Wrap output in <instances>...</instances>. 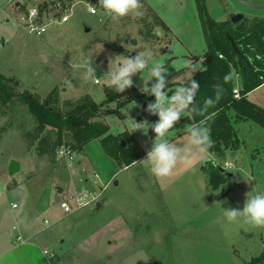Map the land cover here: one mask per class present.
I'll return each mask as SVG.
<instances>
[{"label":"rangeland","instance_id":"rangeland-1","mask_svg":"<svg viewBox=\"0 0 264 264\" xmlns=\"http://www.w3.org/2000/svg\"><path fill=\"white\" fill-rule=\"evenodd\" d=\"M45 1L0 0V74L20 82L14 86L17 93L28 90L45 99L53 92L58 102L52 104L64 110L87 97L105 102L93 120L119 134L129 132L126 114L138 122L150 96L122 107L124 98L106 103L112 92L103 76L109 70V57L135 56L129 45H147L154 59L166 62L168 79L184 84L189 78L184 61L203 68L207 42L196 0H142L143 18L125 17L118 22L92 3H74L65 10L55 5L50 14L44 13L52 24L43 37L29 32L22 17L35 7L39 10ZM89 5L97 9L96 14ZM206 6L216 20L229 19L232 13L253 18V10L264 16V0H206ZM65 15L70 20L62 23ZM83 57H94L99 82L82 80ZM141 78L147 81L148 73L133 77L139 91ZM250 94L249 99L264 108V85ZM189 116L188 112L181 118L175 126L179 131L173 130L170 139L183 138V127L191 124ZM36 126L21 100L12 107L0 104V233L4 231L10 241L17 233L13 226L18 212L11 203L20 202L22 191L27 196V220L36 228L44 227L41 236L50 239L48 251L55 256L54 264H250L264 252V228L243 221L217 222L221 207L242 210L246 193L264 192V129L256 123H235L243 141L240 151L221 158L213 155L217 165L235 175L220 190L207 183V163H196L195 170L181 165L168 179L154 177L137 163L155 138L150 130L147 135L130 133L138 140L139 159L120 166L103 149L109 159L76 150L66 158L60 148L41 154L42 136L52 140L56 136L50 128L36 136ZM94 144L102 147L99 141ZM13 160L20 170L11 174ZM78 198L86 204L64 214L59 204L65 200L75 204Z\"/></svg>","mask_w":264,"mask_h":264},{"label":"trees","instance_id":"trees-1","mask_svg":"<svg viewBox=\"0 0 264 264\" xmlns=\"http://www.w3.org/2000/svg\"><path fill=\"white\" fill-rule=\"evenodd\" d=\"M78 2L92 3L100 8L98 0H47L39 8L37 21L39 24L48 22L51 17L44 13L50 14L55 5L59 10H65ZM196 3L207 42V49L202 56L203 69L206 70H199L192 77L200 84L196 103L202 105L207 97L213 96V85L224 83L223 77L230 70H235L241 85L240 98L234 95L235 79L224 83L223 98L214 108H210L208 113L200 115L189 112L188 120L191 124L208 119L211 139L214 141V147L209 151L214 157L216 155L221 158L228 152L237 153L243 146L235 123L251 121L264 129V108L248 98L251 91L264 85V17H245L238 23H233L230 18L216 20L208 13L206 0H196ZM229 37L236 42L241 57L235 53ZM189 79L190 77L187 83ZM15 81L12 77L0 74V104L12 107L17 100H21L35 118L36 136L42 135L49 128L55 132V140L48 135L42 136V146L39 150L41 154L54 153L62 147L82 152L88 143L97 140L103 150L120 166H129L139 159L140 146L133 134L127 130L114 134L110 132L108 124L93 120L105 102L98 104L87 97L85 101L72 104L68 110H64L57 104H52V101L58 102L53 92L45 99L28 90L17 93L14 86H19L20 82ZM14 82L16 84H13ZM110 89L112 92L108 93L106 103L124 98L120 102L121 107L140 98H147V95L137 90L135 86L122 94ZM67 133L69 139H66ZM130 142L133 145H130ZM205 167L208 174L207 183L212 190H220L229 180L225 171L217 164L214 166L212 163H207ZM250 264H264V252L258 258H254Z\"/></svg>","mask_w":264,"mask_h":264},{"label":"clouds","instance_id":"clouds-1","mask_svg":"<svg viewBox=\"0 0 264 264\" xmlns=\"http://www.w3.org/2000/svg\"><path fill=\"white\" fill-rule=\"evenodd\" d=\"M100 8L104 14L113 22H118L125 17L141 19L145 15L142 0H98ZM93 13L96 8L89 5ZM136 52L135 56L119 55L109 57V70L106 75V84L117 93H124L134 86L133 77L145 71L149 75L147 81L143 80L140 91L155 98L154 102H149L145 111L150 115L158 116V120L149 123L147 120L137 122L134 118L126 114L129 133L137 131L147 135L149 129L155 134L151 148L147 151L146 157L137 163L147 167L151 174L158 179H168L173 177L176 169L181 166H191L195 170L196 163H212L216 166L210 149L214 147L211 139V129L208 126V119H202L198 123L186 124L183 127L182 136L174 141L170 139V133L178 129L175 126L185 117L188 112L204 115L210 108H214L223 98L225 93L224 83H229L237 79L235 70H230L223 77L224 83L213 85L214 95L207 97L202 105L196 103V97L200 89L199 82L192 78L198 66L192 61L186 60L183 67L189 70V82L187 84L178 82L175 78L168 79L169 72L166 62L154 59V51L147 45H129ZM83 72L82 80L93 83L99 82L101 77H97V66L94 65V57L82 58ZM151 82V83H150ZM178 82V83H177ZM169 84L175 85L168 87ZM171 93V95H169ZM210 118V117H209ZM70 152V149H63L62 154ZM243 208H222V218L229 224L244 223L255 228H264V192H248Z\"/></svg>","mask_w":264,"mask_h":264},{"label":"crops","instance_id":"crops-1","mask_svg":"<svg viewBox=\"0 0 264 264\" xmlns=\"http://www.w3.org/2000/svg\"><path fill=\"white\" fill-rule=\"evenodd\" d=\"M17 3L21 5L20 2ZM251 15L264 17L257 13V11L255 10L251 11ZM201 59L203 58L201 57ZM250 93L248 94V98L251 95ZM94 142L98 141L94 140L91 143H88L82 152H90V154L92 153V155L96 152L101 153L103 157L109 159L108 156L102 153L103 148H100L99 144H94ZM100 149L101 151L99 152ZM113 173H115V171ZM103 179L105 180V178ZM1 188L3 189V187ZM21 194L22 199L18 203L17 208H14L15 212L18 211L16 213L17 222L16 225L13 226V228L17 231L15 238L10 241L7 236L5 237V235H2L4 231L0 233V264H54L53 261L55 256H50L49 254L44 253V250H48V240L50 239L48 237L44 239L41 236L44 227L36 228L34 223L28 222L26 216L27 212L25 210L27 196L26 193L22 191ZM13 203L14 202H12L11 204ZM11 207L13 206L11 205Z\"/></svg>","mask_w":264,"mask_h":264},{"label":"built area","instance_id":"built-area-1","mask_svg":"<svg viewBox=\"0 0 264 264\" xmlns=\"http://www.w3.org/2000/svg\"><path fill=\"white\" fill-rule=\"evenodd\" d=\"M90 12L93 13L91 10H90ZM96 13H97V9H96V12L93 14H96ZM38 17H39V10H38V8L35 7L33 9L29 10V13L26 16L22 17V21H23L25 27L29 30V32L34 33L35 35H38V36H44L45 33L47 32L48 28L51 26L52 20L51 21L49 20L48 22H45L43 24H39L37 21ZM69 20H70V15H65L62 17L61 22L64 23V22H67ZM237 77L238 78L236 79V84H235L233 91H234L235 97L240 98L241 85H240L239 76L237 75ZM63 149H69V148H66V147L60 148V150H59L60 155L63 157H66V158H72L71 153L73 150L70 149V152H65L62 154ZM226 166L230 167L229 163H226ZM2 191H3V189L0 186V196L2 194ZM85 204L86 203L83 202V198H78L77 201L75 202V204H71L70 201L65 200V201H62L59 204V206H60L61 210L63 211V213L67 214V213L74 212L76 209L81 208ZM12 206H13V208H17L18 204L13 203ZM48 222L49 221L46 220V223H48ZM44 253L49 254L50 256H54V254L50 253L47 249L44 250Z\"/></svg>","mask_w":264,"mask_h":264},{"label":"water","instance_id":"water-1","mask_svg":"<svg viewBox=\"0 0 264 264\" xmlns=\"http://www.w3.org/2000/svg\"><path fill=\"white\" fill-rule=\"evenodd\" d=\"M17 5H19V3H17ZM244 19H245V15H244L243 13H232V14L230 15V20H231L233 23H238V22H240V21H242V20H244ZM88 31H90V29H89V28H86V32H88ZM229 38H230V41H231V44H232V47H233L235 53L238 54V55L241 57L242 54H241V52H240V50H239V48H238L236 42L234 41V39H233L232 37H229ZM177 83H178V82H177ZM174 86H175V85H173V84H169L168 87L171 88V87H174ZM153 100H155V98H154L153 96H150V97H148V98L144 101V103H143V105H142V108H141V112H140V114L138 115V118H137L138 122H141V121H145V120H147L149 123H153V122H155V121L158 120V116L150 115L149 113H147V112L145 111V109H146V107H147V104H148L149 102H152ZM149 130H150V132H151V135H152V136H155V134L152 132V130H151V129H149ZM123 144L126 145L125 142H123ZM222 169L224 170V168H222ZM19 170H20V166H19V164H18L15 160H13V161L11 162V164H10V173H11V174H14V173L18 172ZM224 171H225V175H226L228 178H233V177H235L234 173H232V172H228L227 170H224ZM115 184H118V182L116 181ZM100 207H101V204H100V203H97V209H99Z\"/></svg>","mask_w":264,"mask_h":264}]
</instances>
